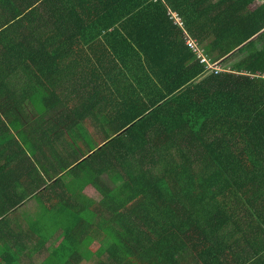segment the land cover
Returning a JSON list of instances; mask_svg holds the SVG:
<instances>
[{"label":"trees","instance_id":"1","mask_svg":"<svg viewBox=\"0 0 264 264\" xmlns=\"http://www.w3.org/2000/svg\"><path fill=\"white\" fill-rule=\"evenodd\" d=\"M0 175V264H264V0H0Z\"/></svg>","mask_w":264,"mask_h":264},{"label":"crops","instance_id":"2","mask_svg":"<svg viewBox=\"0 0 264 264\" xmlns=\"http://www.w3.org/2000/svg\"><path fill=\"white\" fill-rule=\"evenodd\" d=\"M28 133H29V131H28ZM40 134H41L40 132L35 133L33 135L29 134L30 136H29V138H27L28 142H30V141L35 142V140L37 138H39ZM65 149L66 148L64 147L59 152L60 157L63 159L67 158V156H65V154H66ZM36 153H37L38 159H40V160L42 159L43 163H44L46 161V160H44V155H43L44 153L39 152V151H36ZM46 154H47V152L45 153V155ZM49 154L51 155V154H53V152L49 151ZM49 158H50V156H49ZM51 162H53V161H51ZM41 173L43 174V172H41ZM38 176L39 175H37V178H38ZM1 177H3V175H0V178ZM46 181H48V180L46 179ZM3 183H4L5 189L13 190V188L7 187V185H8L7 181L4 180ZM92 187L93 186H89L87 189H89V188L91 189ZM0 188H2V187H0ZM87 189H86V192H88L89 194H92L89 191H87ZM95 189H97V188H95ZM43 200H44V198H43ZM11 204H12V202L9 200V198L7 196H5V195L0 196V205L1 206L8 207ZM41 206L48 207L49 203L44 200L43 205H41V202H39L37 200V198H35V197L30 198V200L25 201V203H23L22 205H20L17 208L18 211H16V212L12 211L9 213L8 218H9L10 224L12 223L11 225L15 229L21 230L19 227L21 225V223L29 224L31 221L37 219L41 215V211L43 210V208ZM4 233L6 236V238L3 237L5 239V241L10 240V236L7 234L8 233L7 228L5 229ZM60 235H61V233L59 232L56 235L51 236V238H49L45 242V245L43 244V246H41L38 249L34 248L35 239L29 240L26 238L25 240H23V238H22L17 243V246L22 249V253L20 255V264H41L44 261V259L46 258V256H48V254H50L54 250L55 243H57V241L60 240ZM11 238H12V236H11ZM4 239L1 238L0 240H4ZM27 240H28V242H27ZM96 245H97V243L93 247H95Z\"/></svg>","mask_w":264,"mask_h":264},{"label":"built area","instance_id":"3","mask_svg":"<svg viewBox=\"0 0 264 264\" xmlns=\"http://www.w3.org/2000/svg\"><path fill=\"white\" fill-rule=\"evenodd\" d=\"M171 18H174L176 22L183 27V19L178 16V13H171ZM188 45L197 53L200 61L205 63L208 71L220 72L222 70V65L218 61H210L206 55L203 54L202 50L198 47L197 43L193 39L187 40Z\"/></svg>","mask_w":264,"mask_h":264},{"label":"rangeland","instance_id":"4","mask_svg":"<svg viewBox=\"0 0 264 264\" xmlns=\"http://www.w3.org/2000/svg\"><path fill=\"white\" fill-rule=\"evenodd\" d=\"M69 177H71V176H69V175H65V176H64V179H68ZM104 177H105L104 179L108 181V184H109L110 186H113V181H111V180L109 179L108 175H105ZM87 191H89L90 193H92L93 195H95V196L98 198V201H99V200H102V195H101V193H100V191H99L98 189H95L94 187H92L91 189H90V188L87 189ZM28 210H29V209H28Z\"/></svg>","mask_w":264,"mask_h":264}]
</instances>
